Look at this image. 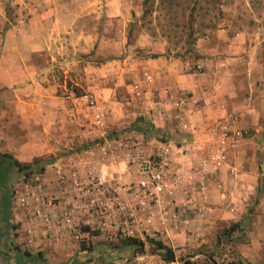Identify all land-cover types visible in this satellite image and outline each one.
I'll list each match as a JSON object with an SVG mask.
<instances>
[{
  "label": "rangeland",
  "instance_id": "374dc122",
  "mask_svg": "<svg viewBox=\"0 0 264 264\" xmlns=\"http://www.w3.org/2000/svg\"><path fill=\"white\" fill-rule=\"evenodd\" d=\"M52 1L1 2L5 11L9 7L10 18L14 11L15 15L41 13L42 7L48 8L46 3L50 4L54 14L44 27L56 35L55 40L49 38L53 45L67 47L62 58L54 59V65L50 66L51 80L63 85L57 92L64 96L70 92L75 94L73 90L79 93L78 97L86 95V106L88 109L92 106V113H141L138 109L146 107L144 89L140 84V92L131 88L139 83L136 62L164 50L166 55L185 61L188 70L193 71L196 63H200L194 52L196 41L216 31L224 32L229 39L222 40L230 47L229 54L235 48H241L235 54L242 56L238 63L240 69L249 71L250 78L264 83V0H91V5L89 0ZM32 26L43 28L42 23H32ZM85 36L87 49L83 53L78 45H84ZM3 41L0 36V45ZM145 43L153 44L154 50L144 48ZM86 62L91 68V88L86 85L80 88L72 80L77 79L81 84L80 76L83 77ZM201 66L203 72L205 68ZM101 69H104L103 74H100ZM117 70L122 73V79H119L124 92L121 93L118 91L122 86L117 85ZM106 75L109 76L108 93L103 98L100 80ZM23 90L32 92L25 86L0 88V94L10 99L0 98V152L8 153L6 149H9L24 154L27 151L28 143L23 142L20 135L24 119L21 113L13 110L16 106L19 108V101L14 100H19ZM139 117L143 115L135 114V118ZM259 121L264 127V115ZM35 123L29 121L33 129L30 137L34 139L38 135ZM133 123L131 120L123 127L111 128L87 142H77L72 149L50 151L28 161L10 153L25 163L34 158L68 157L72 153L76 155V164L68 159L54 169L45 167L42 172L34 170L26 176L14 172L8 177V190L0 192V264H16L15 247L36 256L37 259L28 264H161L159 259L165 257L164 250H153L154 245L147 241L143 254L121 246V240L127 234L142 239L147 234L159 240V230H163L166 245L175 253V260H166L167 264H264V255L260 259L257 252L260 249L256 242L258 230H250L246 235L249 225L256 228L264 224V202L259 208L264 183L258 186L259 196L256 194L248 199L247 213L242 215L239 227L231 232L228 229L236 221L235 213L230 210L232 199L224 197L220 201L211 190L190 193L186 197L185 182L171 194L175 213L178 212L176 217L170 216L163 225H157L159 219L149 215L152 207L148 198L143 196L145 202L139 204L142 195L136 190L140 178L136 163L138 155L144 158L156 155L158 139L171 138L164 133L152 132L154 128H150L147 121L137 128ZM2 127L14 130L15 134L7 136ZM252 133L251 129L242 128L241 140L252 137ZM171 140L182 143L186 139ZM261 140H264V134L257 142ZM87 149L95 151V159L107 158L110 162L105 174L108 179L103 176L102 179L114 198L111 206L101 209V213H96V210L100 211V201L109 203L110 199L88 191L90 185L83 179L88 168L85 164L89 155ZM116 161L123 164L116 166ZM4 193L9 203L7 218L2 215ZM184 197L189 199V202L185 199L186 205L183 204ZM91 199L95 206L91 205ZM120 206L122 210H118ZM65 211L75 216L73 221L66 220ZM89 214L93 215V221L84 218ZM85 227H89L88 232L83 230ZM60 243L64 244L60 246ZM82 244L87 248L79 254ZM38 252L42 253L41 256ZM95 253L100 256L94 257ZM60 256L63 260L59 259Z\"/></svg>",
  "mask_w": 264,
  "mask_h": 264
},
{
  "label": "crops",
  "instance_id": "0c3cea01",
  "mask_svg": "<svg viewBox=\"0 0 264 264\" xmlns=\"http://www.w3.org/2000/svg\"><path fill=\"white\" fill-rule=\"evenodd\" d=\"M1 1L0 36L4 38V41L0 45V72L3 75L0 76V88L25 86L32 90L31 93L23 90L24 93L18 97L19 100H14L19 101V108L16 106L13 109L15 113H21V118L24 119V124L21 122L20 125V135L22 136L21 140L28 143L27 151L24 154L17 151L16 154L14 151L6 149L8 153H13L17 158L28 161L34 156H42L50 151L72 149V146L77 142H87L95 135L104 133L111 128L123 127L131 120L134 122V127L147 121L148 126L154 128L152 129L154 133H164L175 141L186 139L182 143L177 141L176 149L171 151V160L178 170L180 178L188 182L189 177L193 176L205 183L204 193L211 190L220 201L224 197L232 199L233 204L230 210L235 213L233 217L236 220L234 221V224L237 225L236 228L239 227L238 222L242 220V215L247 213L248 199L256 194L258 197L260 193L258 186L264 183V140H261L260 143L257 142L258 138L264 134V127L259 121L264 115V83L257 78H250L249 71L240 69L238 63L242 56H235L241 50L240 47L235 48L234 52L229 54L230 47L227 42L223 44L222 41L228 38L222 31H216L210 36L198 39L194 52L205 68L201 73L188 70L185 61L166 55L164 50L156 53V56L139 59L136 62L138 64V85L140 84V88L144 89L146 107L142 106L138 109L141 113H104V124L97 127L94 124L91 111L86 106L85 98L73 97L71 92L67 96L60 94L62 92L57 91L63 85L51 80L50 66L54 65L53 60L61 59V54L67 52V47L59 48L56 44H52L49 38L55 40L57 37L44 27L46 22L51 21L54 9H50V4L46 3L48 8L42 7L41 13L37 11L32 15L25 12L15 15L16 11H14L10 18L9 7L5 11ZM23 1L21 0V2ZM91 3L89 0V5ZM20 6H22L21 3ZM32 23L37 25L42 23L43 28L40 29V26H37L35 29ZM86 44L87 37L85 36L84 45L81 43L78 45V49L83 53L87 49ZM145 44L144 48H148V51L154 50L153 44ZM83 69L82 75L85 77L80 76L81 84L77 79L72 82L76 86L79 85L80 88H83L84 85L91 88L89 84L92 81L90 79L91 68L87 62ZM101 70L100 74H103L104 69ZM145 75L149 76L151 80L147 82L146 79L145 81ZM117 78V85L122 86L120 84L122 73H119L118 70ZM100 81L104 98L108 93L109 76L102 77ZM125 87L127 88V86ZM118 91L119 93L124 92L123 86L119 87ZM186 95L190 97V100L180 102ZM0 98L8 99L9 97L0 94ZM192 99L197 100V103H194ZM30 113L33 114L30 115ZM135 114H142L143 117L135 118ZM221 114L236 116L237 125L241 129H251L253 136L243 141L240 140L222 162L208 164L210 170H204L201 163L207 147L206 127L209 122ZM30 120L36 122V132L38 133L36 139L30 137L33 130L29 125ZM2 128L7 136L15 134L14 130V132L8 130L10 128ZM12 139L14 138L12 137ZM179 145H181V149L185 148V151H181L178 148ZM86 151L89 155L85 164L99 171L101 176L108 179L105 175L110 166L107 158L95 159L94 150L87 149ZM74 158L76 155L72 153L68 154V157L57 156L45 167L54 169V167L64 165L68 159L74 160ZM74 161L76 164V160ZM122 164V161H116V166ZM259 201V208H261L264 202L263 194ZM2 215L3 218H7L3 209ZM84 218L93 221V215L89 214ZM89 226L92 227V225ZM246 229L247 236L250 234V230H258L256 242L260 249L257 252L261 259V256L264 255V224H259L256 228H251L249 225ZM84 231L88 232V230ZM159 232H161L159 240L166 244L163 230H159ZM81 252L84 253L85 249L81 248L78 253L81 254ZM89 254L91 255L90 251ZM95 254H93L94 257L100 256V254ZM60 255L63 256V254ZM243 256L246 257L245 254ZM31 258V261L37 259L34 255ZM59 259L63 260L61 256ZM136 259L138 258L136 257ZM255 261L259 263V260ZM159 262L167 264L166 259L161 257Z\"/></svg>",
  "mask_w": 264,
  "mask_h": 264
},
{
  "label": "built area",
  "instance_id": "2783aa9c",
  "mask_svg": "<svg viewBox=\"0 0 264 264\" xmlns=\"http://www.w3.org/2000/svg\"><path fill=\"white\" fill-rule=\"evenodd\" d=\"M201 67L200 63H196L193 71L195 73H201ZM146 78L147 81L151 80L149 76H146ZM131 88L134 91L140 92L138 84L132 85ZM71 95L73 97H78L73 93H71ZM82 97H84L85 100L88 98L86 95ZM187 100H190L188 95H186L180 102H185ZM192 101L197 103V100L195 99H192ZM90 105H92V101H90ZM89 110L93 111L92 106H89ZM92 117L94 124L97 127L103 126L105 121L104 113H99L97 111L96 113H92ZM237 121L238 119L234 115L221 114L215 120L207 124L205 138L207 147L205 149V156L201 163L204 170H210L208 164L213 162L218 164L219 162H222V160L227 157L230 150L236 147V145L240 142L243 134L242 129L237 125ZM158 145L157 152L155 153L156 155L148 158H144L139 155L137 157L136 165L140 178L137 182L136 190L141 191L142 195L139 198L141 199L139 200V204H144V197L148 198L149 204H151L150 207H152L149 211V215L160 220V222L158 220L157 224L160 223L163 225V223L169 219L170 216L175 218L178 213H175V208L173 207L171 200V198H173L171 194H174V190L180 187L182 182H185L187 184L185 192L187 193V197L190 193L200 194L203 192V190H205V183L201 180L195 179L193 176L189 177L188 182L180 178L178 170L173 165L171 160V151L176 149L175 142L166 138L158 139ZM170 147L171 149H169ZM178 148L181 149V145H179ZM182 150L185 151V148L181 149V151ZM60 178H63V176H60ZM83 179L86 183H89L90 186L88 191L92 194L95 193L98 195L108 196L107 200L110 199L109 203H104L101 200L99 206L100 211L96 210V213H101V209H108L111 206V200L114 197H112V191L104 185V181L99 171L88 167ZM186 197H184V205H186ZM187 202H189V199ZM94 204V200L91 199V205L95 206ZM118 210H122V206H120ZM64 216L67 221H73L75 218L73 214L66 211L64 212ZM78 235H80V232H78Z\"/></svg>",
  "mask_w": 264,
  "mask_h": 264
},
{
  "label": "trees",
  "instance_id": "16d2710c",
  "mask_svg": "<svg viewBox=\"0 0 264 264\" xmlns=\"http://www.w3.org/2000/svg\"><path fill=\"white\" fill-rule=\"evenodd\" d=\"M188 48L189 50L192 49L191 47H188ZM152 56H156V55H152ZM73 91L75 95L79 94L75 90ZM53 159L54 158L52 159L34 158L31 162L25 163V162H20L19 160L15 159L10 153L0 152V192L4 190H8L9 187L7 185V179L12 173L18 172L26 176L30 174L31 172H33L34 170L38 172H42L45 166L51 163ZM2 196H3V199H2L3 213L8 214L9 203H8L7 195L6 193H4ZM236 226L237 225L234 224L231 227H229L228 230H230L231 232L232 230H235ZM83 230L89 231L88 227H85ZM145 241L154 245L153 250L163 249L165 252L164 259L169 260V261L175 260V253L171 247L164 244L161 240H157L147 234H145V239H142L138 236L126 235L121 240V246L128 248L134 253L143 254L146 251ZM81 248L85 249L87 247L82 244ZM15 250H16V254H15L16 264H28V262L32 260L31 257L33 255L31 253L22 251L21 249L17 247H15ZM41 254H42L41 252H38V255L41 256Z\"/></svg>",
  "mask_w": 264,
  "mask_h": 264
}]
</instances>
